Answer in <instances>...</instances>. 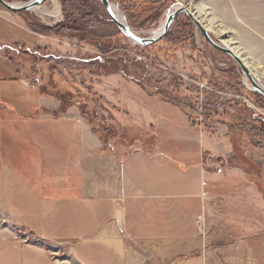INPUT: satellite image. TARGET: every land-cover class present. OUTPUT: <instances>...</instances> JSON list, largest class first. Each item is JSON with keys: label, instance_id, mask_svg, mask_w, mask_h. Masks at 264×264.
<instances>
[{"label": "rangeland", "instance_id": "1", "mask_svg": "<svg viewBox=\"0 0 264 264\" xmlns=\"http://www.w3.org/2000/svg\"><path fill=\"white\" fill-rule=\"evenodd\" d=\"M5 1L29 4L34 0ZM59 1L62 13L54 18L32 11L12 13L0 6L7 19L27 31V37L12 45L16 51L0 52L6 63L26 71L29 79L39 78L37 85L61 106V113L79 108L82 114L87 103L88 113L102 118L116 134L124 132L120 129L124 124H133L132 118L114 109H124L128 97L150 105L153 96L162 106L184 113L183 136L199 144L209 140L212 145L213 157H207L206 169L214 182L202 215L205 231L197 227L203 249L213 252L209 260L214 264H264V97L245 86L240 67L206 43L186 15L176 19L161 42L143 47L120 31L99 0ZM110 2L145 39L152 37L176 5L202 6L211 14L209 19L216 21L217 30L228 33L219 38L211 33L215 41L235 40L256 67L261 64L263 68L257 70L264 72V0ZM44 8L52 11L53 3L48 1ZM9 30L21 33L19 28L7 27L1 30L0 39H9ZM30 101L34 105L36 100ZM18 116L25 119L28 115L18 111ZM92 116L86 119L94 123ZM11 117L17 120L16 114ZM96 128L103 132L102 127ZM19 145L14 137L0 134V160H6L3 170L25 167ZM0 234L9 236V241L0 240V264H13L14 243L41 245L1 215Z\"/></svg>", "mask_w": 264, "mask_h": 264}, {"label": "crops", "instance_id": "2", "mask_svg": "<svg viewBox=\"0 0 264 264\" xmlns=\"http://www.w3.org/2000/svg\"><path fill=\"white\" fill-rule=\"evenodd\" d=\"M7 27L21 33L0 39L4 53L27 37L0 11V32ZM6 61L0 54V134L21 143L25 167L5 171L0 160V215L41 242L14 243L13 264H214L197 231L214 182L206 169L212 145L183 136L184 113L153 96L150 105L128 97L114 109L133 124L121 126L125 133L104 153L79 108L61 113L41 85Z\"/></svg>", "mask_w": 264, "mask_h": 264}, {"label": "water", "instance_id": "3", "mask_svg": "<svg viewBox=\"0 0 264 264\" xmlns=\"http://www.w3.org/2000/svg\"><path fill=\"white\" fill-rule=\"evenodd\" d=\"M49 0H34L30 2L29 5H25L22 7H14L12 3L6 2L5 0H0V6L4 8L5 10L12 12V13H24V12H31L34 10V8H41L43 7ZM103 6L105 7L109 18L112 20V22L120 29V31L132 42L136 43L137 45L143 46V47H149L154 46L161 42L168 32L173 27L176 19L181 15H186L196 26L206 43H208L212 48L215 50L228 55L231 57L235 63L240 67L245 77H247L252 86H253V92H256L264 97V86H261L259 83H257L253 76L251 71L247 68L245 63L242 61L241 58L237 57L229 48L225 47L224 45H221L219 42L215 41V39L212 37L211 33H209L208 29L205 25L201 23V21L195 16L193 12L188 10L186 7L178 4V9L175 12H172L171 8L166 16L165 23L163 26L162 33L158 37H151L148 39L142 38L139 36L138 33H136L127 23L125 17L124 20L126 22V25L119 22V20L115 17L111 10V2L110 0H99Z\"/></svg>", "mask_w": 264, "mask_h": 264}, {"label": "bare ground", "instance_id": "4", "mask_svg": "<svg viewBox=\"0 0 264 264\" xmlns=\"http://www.w3.org/2000/svg\"><path fill=\"white\" fill-rule=\"evenodd\" d=\"M49 1H51L53 3V6H54V9L52 11L48 10L47 8L42 9L43 7H41V8H34V10H32V12L33 13L34 12L41 13L43 15H47V16L53 17V18L61 16L62 12H61V7H60V1L59 0H49ZM12 4L14 7L18 8V7H22L25 5H29L30 3L29 4L12 3ZM180 5L184 6V4H180ZM184 7H186V6H184ZM178 8H179L178 5H176L172 9V12H175ZM187 9L190 10L191 12H193L195 14V16L201 21V23L206 26L209 33H213L218 38L222 37L225 34H228L227 31L224 29H222L220 31L217 30V28H219V26L216 25V21L209 19L211 14H208L207 11L202 6L195 7V8H187ZM111 10H112L113 14L115 15V17L119 20V22L126 25L124 17L121 14V12L119 11V9L116 7V5L111 4ZM164 23H165V21H163L161 26L153 32V34H152L153 37L156 38L162 33ZM134 44H136V43H134ZM220 44L229 48L237 57L241 58L242 61L247 66V68L251 71L254 80L262 86V80H264V72H260L257 70V67L255 66L256 64H253L251 62V60L249 59V56L243 51V48L238 47L237 43L232 41V40H222L220 42ZM259 69H261V67ZM244 83H245V86L250 91H253V86L247 77H245Z\"/></svg>", "mask_w": 264, "mask_h": 264}, {"label": "trees", "instance_id": "5", "mask_svg": "<svg viewBox=\"0 0 264 264\" xmlns=\"http://www.w3.org/2000/svg\"><path fill=\"white\" fill-rule=\"evenodd\" d=\"M170 32V31H169ZM168 32V33H169ZM168 35V34H167ZM166 35V36H167ZM151 47V46H150ZM53 58V57H52ZM50 59V57H49ZM99 59V58H98ZM97 61V60H96ZM82 63H86V64H89L90 62H87V61H84L82 60L81 61ZM88 89V88H87ZM60 101L62 102L63 99L62 97L59 98ZM100 101H103L104 100L102 98H99ZM63 103V102H62ZM64 105V103H63ZM87 103L84 104V107H82V114L85 118H90V115H93L92 117H94L95 119V122L94 123H91L89 122V124L91 125V128L93 129V131L101 138L102 142H103V145H104V148H105V151L104 153H109V152H112V150H114V147L116 145V140L119 136V134H116V131L114 129H111L110 127H106V122L102 119V118H97L96 116H94V113H91L89 114L88 111L89 109L87 108ZM63 109H66V107L63 106ZM81 109V108H80ZM89 121V120H88ZM96 125V126H95ZM99 126V128L103 129L102 131L103 132H100L96 127ZM103 133H106V136H104Z\"/></svg>", "mask_w": 264, "mask_h": 264}, {"label": "built area", "instance_id": "6", "mask_svg": "<svg viewBox=\"0 0 264 264\" xmlns=\"http://www.w3.org/2000/svg\"><path fill=\"white\" fill-rule=\"evenodd\" d=\"M40 83V79L39 78H35L33 80V84L37 85ZM197 227L201 230V231H205V220H203V218H199L197 221ZM52 253V252H51ZM53 257L57 258L59 256V254H52Z\"/></svg>", "mask_w": 264, "mask_h": 264}]
</instances>
